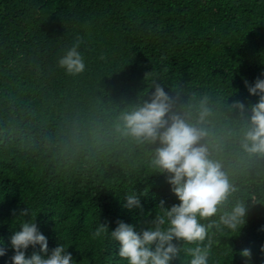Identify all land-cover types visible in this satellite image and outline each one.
Instances as JSON below:
<instances>
[{"label": "trees", "instance_id": "obj_1", "mask_svg": "<svg viewBox=\"0 0 264 264\" xmlns=\"http://www.w3.org/2000/svg\"><path fill=\"white\" fill-rule=\"evenodd\" d=\"M76 37L86 70L70 76L58 60ZM262 74L264 0H0V264H11L14 220L27 207L49 254L64 243L76 264H127L118 242L92 239L99 221L139 231L161 201L179 204L152 148L115 128L153 83L181 110L207 97L212 157L238 189L229 206H250L238 237H214L209 264H264V157L239 148L243 121L229 109L258 103L245 80ZM128 189L143 193L142 213L124 207Z\"/></svg>", "mask_w": 264, "mask_h": 264}, {"label": "clouds", "instance_id": "obj_2", "mask_svg": "<svg viewBox=\"0 0 264 264\" xmlns=\"http://www.w3.org/2000/svg\"><path fill=\"white\" fill-rule=\"evenodd\" d=\"M81 43L82 38L76 37L72 47L58 60V66L67 75L77 76L86 70L79 51ZM245 87L259 100L247 107L242 102L229 107L243 121L238 134L239 148L249 156L264 157V79L257 78L254 86L245 80ZM153 89L147 99L120 113L115 128L136 146L152 148L151 166L165 177L179 204L166 208L161 201L155 216L146 218L139 231L123 221H117L115 230L109 231L108 225L99 221L92 239L110 238L118 242V256L127 264H171L180 262L182 254L188 258V264H209L212 250L219 243L214 237L218 234L238 237L247 223L250 206L241 200L229 206L238 189L224 171L223 163L212 157L209 117L213 113L207 97L198 107L189 105L181 110L161 84L153 83ZM140 195L131 189L124 192V207L129 212H143ZM151 215L148 213V217ZM28 216L31 218L26 220ZM36 217L27 207L14 220L20 230H15L17 226L13 228L10 237L14 252L11 264H76L64 243L49 254L48 240L39 230ZM37 246L39 252L26 254L30 247ZM261 251L264 252V247ZM4 255L6 251L0 248V256ZM241 255L251 259L248 249Z\"/></svg>", "mask_w": 264, "mask_h": 264}]
</instances>
